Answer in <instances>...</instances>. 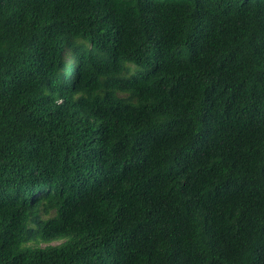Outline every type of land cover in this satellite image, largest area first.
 <instances>
[{"label":"trees","instance_id":"obj_1","mask_svg":"<svg viewBox=\"0 0 264 264\" xmlns=\"http://www.w3.org/2000/svg\"><path fill=\"white\" fill-rule=\"evenodd\" d=\"M0 264H264V0H0Z\"/></svg>","mask_w":264,"mask_h":264},{"label":"rangeland","instance_id":"obj_2","mask_svg":"<svg viewBox=\"0 0 264 264\" xmlns=\"http://www.w3.org/2000/svg\"><path fill=\"white\" fill-rule=\"evenodd\" d=\"M59 243L56 242V243H53L52 245H58ZM46 245L45 244H42L41 247H45Z\"/></svg>","mask_w":264,"mask_h":264}]
</instances>
